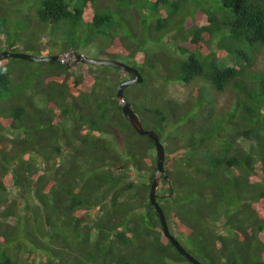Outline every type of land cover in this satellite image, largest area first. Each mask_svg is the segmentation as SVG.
I'll use <instances>...</instances> for the list:
<instances>
[{"label":"trees","instance_id":"obj_1","mask_svg":"<svg viewBox=\"0 0 264 264\" xmlns=\"http://www.w3.org/2000/svg\"><path fill=\"white\" fill-rule=\"evenodd\" d=\"M32 1L46 35L64 28L61 54L96 46L142 73L125 93L165 145L158 202L177 239L206 264H264V0ZM27 2L0 0V53L19 51ZM167 36L178 55L149 50ZM90 68L0 63V264H192L150 201L155 141L117 97L132 75ZM172 81L191 84L185 101L166 98Z\"/></svg>","mask_w":264,"mask_h":264},{"label":"rangeland","instance_id":"obj_2","mask_svg":"<svg viewBox=\"0 0 264 264\" xmlns=\"http://www.w3.org/2000/svg\"><path fill=\"white\" fill-rule=\"evenodd\" d=\"M76 1H78V0H74V2H76ZM86 1L88 2L89 0H86ZM27 3H28L27 5L21 4L20 8L17 9V11H14L15 13L13 14L14 17L17 16V14H19V15H22V14L31 15L29 17L30 18L29 21L27 19V20H25V22H23V21H20V23L17 22L18 26L14 25V28H12L14 38H16V35H17L15 29L19 28V32L22 34V35H20L19 42H18V47L20 48L19 51L29 53V54H33V55H38V56L60 55L64 49V45L67 44V41H68V36L65 34L64 28H61L60 30H58L56 32L47 31V35H46V33L44 31H42L40 28H38L37 22L38 23H41V22L39 21V19L37 21V18L34 15V6L32 4L33 1L30 0V2H27ZM35 27H37V29H38L36 39L30 35L31 31L33 34V29ZM23 28H24V30H23ZM44 35H46V37H48V39H49V43L47 45H44V43L43 44L41 43L43 41L42 37ZM35 40H37V41H35ZM30 45H32L33 48H31ZM161 49H167L175 55L179 54L176 47H175V41L173 39H171L169 36H167L165 38V41H163V42L162 41L161 42H152L149 46V50H151V51H153V50L158 51ZM79 52L90 55V56L101 57V58H106V59H117V60H123V61H125V59H126L125 56H123V55L116 56L114 54H107L108 53L107 50H105L104 52H100V48L96 47V46L84 47L83 49H80ZM65 54L68 55L65 58V62H67L71 65V69L73 70V73L78 74V75H80V74L88 75L89 74L88 72L91 70L89 64L77 61V59L74 55V52H72V51L65 53ZM6 59H4V60H6ZM4 60H2V61H4ZM2 61H0V63H2ZM124 76H125V79L130 77L128 75H124ZM191 87L192 86L189 83L172 81L167 86L166 98H168L169 100H171L174 103L183 102L188 98V94L191 90ZM226 98L228 99V96H226ZM6 135L12 138V137L16 136V133H14L12 131H7ZM242 142L247 149L251 150L250 152L255 154V152L253 150L256 149V142L254 140L244 139ZM143 180H145V179H143ZM139 183H141V180L138 181L137 185ZM9 194L11 196L17 195V193L14 192L13 190H9ZM7 221L10 223H15L16 219L12 216V217L8 218ZM183 243H184V241H183ZM185 244L186 243H184V245ZM186 248H187V246H186ZM202 261L204 264H206L204 259ZM182 264H189V263L184 262Z\"/></svg>","mask_w":264,"mask_h":264},{"label":"water","instance_id":"obj_3","mask_svg":"<svg viewBox=\"0 0 264 264\" xmlns=\"http://www.w3.org/2000/svg\"><path fill=\"white\" fill-rule=\"evenodd\" d=\"M74 55L79 62H83L89 65H95V66H111L118 68L123 71L129 72L132 77L126 78L122 80L117 88V97L120 101L124 115L129 118L131 124L135 127V129L138 131L140 135L150 137L155 141L156 145V151H157V171L153 179V183L150 189V201L152 205L156 208L161 224L164 229L165 235L172 241L174 246L178 249V251L183 254L192 264H204L202 261H200L196 256H194L192 253H190L186 247L177 239L175 235L172 234L169 224L167 222L163 207L158 202V193L157 190L161 183V176L166 173V148L162 140L160 139L159 134L153 130V129H147L139 114L136 112L133 104L127 99L126 97V89L134 84H139L144 81V77L140 70L133 65L117 59H106L101 57H94L90 56L78 51H74ZM66 54H60V55H45V56H38L33 55L25 52L20 51H10L5 50L0 53V61L6 59V58H20L28 61L33 62H48V61H65ZM168 179V175L165 176Z\"/></svg>","mask_w":264,"mask_h":264},{"label":"clouds","instance_id":"obj_4","mask_svg":"<svg viewBox=\"0 0 264 264\" xmlns=\"http://www.w3.org/2000/svg\"><path fill=\"white\" fill-rule=\"evenodd\" d=\"M131 102V101H130ZM170 227V226H169ZM170 230H171V228H170ZM171 232H172V230H171ZM173 234V233H172ZM174 235V234H173ZM187 249V248H186ZM194 256H196V255H194ZM197 257V256H196ZM198 258V257H197ZM199 259V258H198ZM200 261H202L201 259H199ZM190 262V261H189ZM203 262V261H202Z\"/></svg>","mask_w":264,"mask_h":264}]
</instances>
